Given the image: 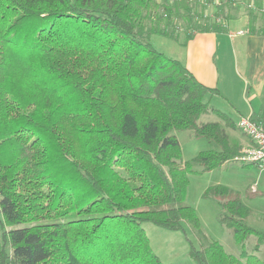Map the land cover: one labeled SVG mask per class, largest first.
<instances>
[{
  "label": "trees",
  "instance_id": "16d2710c",
  "mask_svg": "<svg viewBox=\"0 0 264 264\" xmlns=\"http://www.w3.org/2000/svg\"><path fill=\"white\" fill-rule=\"evenodd\" d=\"M189 3L199 0L157 19L156 0H0V264H162L144 224L201 231L185 203L188 174L237 161L241 149L233 120L206 101L218 90L151 43L184 46L209 30L189 21L178 40L173 11L198 17ZM209 112L224 124L200 123ZM180 131L217 149L183 161ZM204 196L238 247L256 237L254 253L211 241L191 259L264 264V232L247 224L240 193L219 185Z\"/></svg>",
  "mask_w": 264,
  "mask_h": 264
},
{
  "label": "rangeland",
  "instance_id": "374dc122",
  "mask_svg": "<svg viewBox=\"0 0 264 264\" xmlns=\"http://www.w3.org/2000/svg\"><path fill=\"white\" fill-rule=\"evenodd\" d=\"M179 1L183 0H156L161 8L153 11L151 18H165L167 14L165 8H174ZM257 2L260 4L257 5L256 1L253 0H216L215 3L209 4L205 3L204 0H199V5L197 6L189 3L192 7L191 13L194 12L198 17L194 16L195 18L191 17L186 20V17H179L185 15L183 10H180L178 16H174L176 14L173 11L171 24L180 29L179 41H183L184 34L182 29H185L190 22H193L191 27L201 25L209 30L217 27L223 30V34L231 35L238 32V27L243 26L247 15L250 23L253 22L255 26H259L261 29L264 26V9H262L264 8V0H257ZM151 43L157 50L175 58V50L178 48L176 42L159 35H153ZM206 101L211 106L214 105L222 111L227 112L228 110L220 97H207ZM237 119L238 117H235L232 120L237 121ZM216 120H219V118L209 112L200 117L199 122H213ZM227 132L231 141H238V130L227 129ZM174 135L180 144L183 161L192 160L200 152L217 149L214 143H209L204 139H195L190 131L175 132ZM197 170L199 168L193 165L192 172L188 174L189 184L185 194V203L195 210L201 231L199 233L196 232L186 223H184V230L181 231L165 230L149 223L144 224L142 227L149 238L152 251L162 264H197L189 255L191 247L199 248L211 241L218 242L226 253L233 256L238 257L242 250L247 254H253L256 237L251 236L246 241L243 249L238 247L233 240L231 230L219 223L218 219L221 209L217 201L214 198L204 196V192L208 188L219 185L239 192L242 200L248 204L249 208L253 209V216L249 219L248 224L264 232V190L261 191L262 197L260 195L247 197L246 193L249 185L254 184L256 178L254 176L250 177L249 173L247 174L243 171L248 169L242 168L241 163L238 161H231L222 167L204 173H196ZM255 254L264 260V245L261 247L260 252Z\"/></svg>",
  "mask_w": 264,
  "mask_h": 264
},
{
  "label": "crops",
  "instance_id": "0c3cea01",
  "mask_svg": "<svg viewBox=\"0 0 264 264\" xmlns=\"http://www.w3.org/2000/svg\"><path fill=\"white\" fill-rule=\"evenodd\" d=\"M248 26L246 15L245 23L238 27L235 34L225 35L220 28L194 32L184 46L177 44L178 48L175 50V58L181 61L199 82L218 90V94L212 96L220 97L228 110L226 112L214 105L212 107L224 112L231 119L238 117L237 121L233 120L238 130V141H234L238 143L241 151L248 148L251 141L237 128V122L241 118L264 120V33L259 26H255L252 33ZM219 120L213 122L223 125V121ZM240 163L242 168L248 169L243 171L256 178L255 183L249 185L247 197H262L264 169L253 164ZM242 203L249 208L243 200ZM249 209L251 215L247 224L253 216V209Z\"/></svg>",
  "mask_w": 264,
  "mask_h": 264
},
{
  "label": "built area",
  "instance_id": "2783aa9c",
  "mask_svg": "<svg viewBox=\"0 0 264 264\" xmlns=\"http://www.w3.org/2000/svg\"><path fill=\"white\" fill-rule=\"evenodd\" d=\"M237 128L251 141V145L243 149L237 161L253 164L264 169V120L241 118Z\"/></svg>",
  "mask_w": 264,
  "mask_h": 264
}]
</instances>
